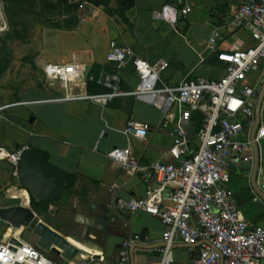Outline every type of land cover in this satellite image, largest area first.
I'll list each match as a JSON object with an SVG mask.
<instances>
[{"label":"crops","instance_id":"0c3cea01","mask_svg":"<svg viewBox=\"0 0 264 264\" xmlns=\"http://www.w3.org/2000/svg\"><path fill=\"white\" fill-rule=\"evenodd\" d=\"M166 5L178 11L189 6L192 12L185 20L179 15L175 22L156 17ZM110 7L114 11L112 16L82 22L76 31L61 37L59 57L43 56L39 64L83 65L89 77H98L103 72L118 74L122 89L132 91L140 84L132 65L128 63L117 72L107 62L113 41L150 63L161 61L164 68L156 82L158 86H178L187 76L221 80L226 67L219 61V54L256 45L248 32L230 27L240 0H133L132 8L123 17L116 12L120 6L112 3ZM216 28L220 29L222 40L211 50L209 44ZM263 83L261 68L250 74L243 86L260 92ZM105 91L90 81L63 88L58 82L46 80L45 84L31 87L20 103L10 107L0 120V148L13 153L31 146L45 154L51 166L75 177L77 182L72 195L50 201L47 213L39 217L31 206L33 198L14 177L12 166L0 163V209L31 208L38 217L36 223L44 222L80 249L75 261L118 262L124 243L132 241L128 247L130 264H156L163 256L162 221L144 212L120 211L115 205L118 199L144 198L156 184L153 166L171 162L168 153L172 142L167 131L153 132L147 142H142L125 134L127 123L137 120L155 127L165 120L166 113L129 96L118 97L107 106L86 100H65ZM261 126H264V104ZM251 129L244 133L249 139ZM197 130L195 125L190 134L192 139ZM257 143L261 163L257 185L264 193V138ZM116 148H131L139 159L141 171L135 177L108 158ZM244 156L251 159L245 162L237 155L233 160L229 187L243 219L264 228V199L252 184L253 149ZM165 198L169 203V192ZM77 215L85 217L88 226L83 241L85 225L76 222ZM33 228L17 230L0 220V244L15 238L32 245L37 238ZM28 230L32 232L25 238ZM182 245L176 244L170 251L173 264H188L198 254V246ZM45 256L53 263L68 264L55 255Z\"/></svg>","mask_w":264,"mask_h":264},{"label":"built area","instance_id":"2783aa9c","mask_svg":"<svg viewBox=\"0 0 264 264\" xmlns=\"http://www.w3.org/2000/svg\"><path fill=\"white\" fill-rule=\"evenodd\" d=\"M180 4H182L180 2ZM192 8L180 11L166 5L155 16L175 22L179 15L187 19ZM235 30L248 32L256 45L246 50L220 53L226 67L223 79L214 81L187 76L178 86L157 85L164 64L150 63L132 49L110 43L107 62L117 72L130 63L138 75L139 87L124 91L118 74L103 72L98 77L86 75V67L75 64L46 63L42 67L48 82H58L63 88L90 81L106 89L103 93L66 97L65 100H86L101 106L109 105L118 97H135L166 113L165 120L155 127L130 120L125 128L129 138L147 142L153 132L167 131L172 142L168 156L171 162L153 166L156 184L142 199H118L115 207L128 213L144 212L162 221L163 256L156 264H173L170 255L176 244H200L198 254L188 264H264V228L247 222L233 201L229 187L235 156L247 162L252 152L250 139L244 136L255 122L259 92L244 87V80L264 69V0H240V7L229 22ZM222 40L220 29L213 31L209 48L214 50ZM200 114L202 123L190 134L195 123L193 116ZM264 138V126L258 129L256 142ZM28 148L9 152L0 148V163H8L19 180L18 162ZM108 158L134 177L141 171L139 159L131 148H116ZM170 193L169 203L165 195ZM138 241V238H135ZM21 246L0 244V264H56L44 252L19 240ZM118 262L130 264L128 247ZM97 260H81L68 264H94ZM103 263L104 261H100Z\"/></svg>","mask_w":264,"mask_h":264},{"label":"rangeland","instance_id":"374dc122","mask_svg":"<svg viewBox=\"0 0 264 264\" xmlns=\"http://www.w3.org/2000/svg\"><path fill=\"white\" fill-rule=\"evenodd\" d=\"M122 0H112L120 6ZM130 1V0H125ZM6 26L0 30V120L31 87L46 83L39 60L59 57L58 43L90 18L108 16L87 0H0ZM119 8V7H118ZM110 17V16H108ZM32 230L26 231L28 238ZM33 246L37 248V238Z\"/></svg>","mask_w":264,"mask_h":264},{"label":"water","instance_id":"95a60500","mask_svg":"<svg viewBox=\"0 0 264 264\" xmlns=\"http://www.w3.org/2000/svg\"><path fill=\"white\" fill-rule=\"evenodd\" d=\"M88 74V71L86 75ZM264 104V83L260 89L257 106L255 122L251 129L250 141L252 143L254 154V165L252 171V184L256 193L264 199V193L257 185V179L260 163V149L256 142V134L261 126V111ZM18 176L21 186L28 191L30 196L38 202L53 201L66 187L68 182V175L57 168L51 166L46 159V155L32 149L31 146L24 150L21 154L17 165ZM36 213L31 208L15 206L5 209H0V220L8 223L14 229H30L33 228V233L37 237V249L44 252L47 256L55 255L67 263L74 262L80 255V249L72 245L66 237L53 230L50 226L42 221L37 220ZM76 222L85 225L81 241L86 237L88 226L85 217L77 215ZM36 223V224H35ZM35 225V226H34ZM10 243L15 246H21L20 242L13 238ZM163 243V247H165ZM197 245H182L184 248H190ZM102 264V263H94Z\"/></svg>","mask_w":264,"mask_h":264},{"label":"trees","instance_id":"16d2710c","mask_svg":"<svg viewBox=\"0 0 264 264\" xmlns=\"http://www.w3.org/2000/svg\"><path fill=\"white\" fill-rule=\"evenodd\" d=\"M87 1H89L90 3L95 4L96 6L104 7L105 8V12H106V14L108 16H112L114 14V11L110 7V3H111L112 0H87ZM132 6H133V0H130L128 2L125 1V0H122L121 3H120L119 9L116 12L120 16L123 17L124 13L127 10H129L130 8H132ZM193 120H194V123H195L197 129H199L200 126H201V123H202L201 115L196 113L193 116ZM76 182H77V180H76L75 177L69 176L66 187L56 197L55 200L63 198L64 195H69V196L72 195L74 193V188H75ZM49 204H50V202H45L44 203V202H38L35 199H32L31 206H32L33 210L38 214L39 217H43L48 211Z\"/></svg>","mask_w":264,"mask_h":264},{"label":"bare ground","instance_id":"6f19581e","mask_svg":"<svg viewBox=\"0 0 264 264\" xmlns=\"http://www.w3.org/2000/svg\"><path fill=\"white\" fill-rule=\"evenodd\" d=\"M5 26H6V21L4 19V15L0 7V30L3 29Z\"/></svg>","mask_w":264,"mask_h":264}]
</instances>
